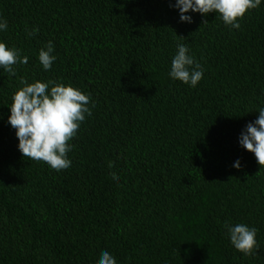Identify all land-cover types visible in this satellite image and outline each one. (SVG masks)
Listing matches in <instances>:
<instances>
[{"label":"trees","instance_id":"16d2710c","mask_svg":"<svg viewBox=\"0 0 264 264\" xmlns=\"http://www.w3.org/2000/svg\"><path fill=\"white\" fill-rule=\"evenodd\" d=\"M170 2L0 0V42L28 57L15 76L0 69V264H98L103 251L116 264H264V167L238 145L264 106V3L229 30L214 12L178 22ZM178 43L203 69L194 88L167 76ZM22 79L89 97L69 168L19 153L7 116ZM225 222L256 228L258 249L237 252Z\"/></svg>","mask_w":264,"mask_h":264},{"label":"clouds","instance_id":"9594fccd","mask_svg":"<svg viewBox=\"0 0 264 264\" xmlns=\"http://www.w3.org/2000/svg\"><path fill=\"white\" fill-rule=\"evenodd\" d=\"M262 3L264 0H174L169 7L177 11L178 22L192 23V16L188 13L204 17L214 12L229 30H238L239 19L246 11L258 8ZM6 29V21L0 18V32ZM37 31L38 28L33 27L27 35L35 36ZM53 53L51 41L38 51L37 60L44 71L49 70L56 60ZM27 61L28 57L22 56L19 49L0 42V69L15 76L13 66ZM167 76L191 88L202 79L203 69L185 44L176 45ZM20 83L23 86L13 93L7 116V124L14 130L18 141L19 153L33 161L44 162L55 171L69 168L71 161L66 154L72 145L68 142L76 135L85 117L91 115L89 97L70 84L51 80L28 83L22 79ZM256 112V119L247 123L239 134L238 145L253 155L257 165L264 167V106ZM231 166L239 169V159ZM112 179H118L114 173ZM223 227L228 242L243 256H250L258 249L256 228L228 222ZM98 264H116V260L108 251H103Z\"/></svg>","mask_w":264,"mask_h":264}]
</instances>
